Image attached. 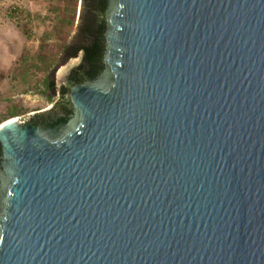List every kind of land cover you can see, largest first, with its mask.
Instances as JSON below:
<instances>
[{
	"label": "water",
	"instance_id": "1",
	"mask_svg": "<svg viewBox=\"0 0 264 264\" xmlns=\"http://www.w3.org/2000/svg\"><path fill=\"white\" fill-rule=\"evenodd\" d=\"M111 9L79 129L0 128V264H264V0Z\"/></svg>",
	"mask_w": 264,
	"mask_h": 264
},
{
	"label": "flooded vegetation",
	"instance_id": "2",
	"mask_svg": "<svg viewBox=\"0 0 264 264\" xmlns=\"http://www.w3.org/2000/svg\"><path fill=\"white\" fill-rule=\"evenodd\" d=\"M76 2L78 9L75 40L67 42L61 48L59 63L55 60L48 70L44 58H42L44 61L40 59L34 66L43 74L37 81L35 95L44 98L46 105L36 106L34 110L1 120L0 127L5 123L18 121L22 127H34L49 142L57 143L65 140L69 134L78 130L81 124L80 113L72 100L76 90L104 89L107 84L109 88L113 84L114 73L112 74V61L109 58L111 52L107 44V36L112 29L109 16L113 10L111 9L113 0H76ZM40 61H43V66H40ZM67 66L69 68L66 74L58 76L61 69ZM15 107L12 106V109ZM9 176L0 144V196L4 192L3 182L7 181Z\"/></svg>",
	"mask_w": 264,
	"mask_h": 264
},
{
	"label": "rangeland",
	"instance_id": "3",
	"mask_svg": "<svg viewBox=\"0 0 264 264\" xmlns=\"http://www.w3.org/2000/svg\"><path fill=\"white\" fill-rule=\"evenodd\" d=\"M63 5L59 0L0 1V121L6 108L16 106L23 114L46 105L44 98L35 95L43 74L33 66L42 58L48 68L55 60L59 63L61 48L75 40L76 16L70 32L58 25V9ZM68 68L58 76H64Z\"/></svg>",
	"mask_w": 264,
	"mask_h": 264
},
{
	"label": "trees",
	"instance_id": "4",
	"mask_svg": "<svg viewBox=\"0 0 264 264\" xmlns=\"http://www.w3.org/2000/svg\"><path fill=\"white\" fill-rule=\"evenodd\" d=\"M59 1H61V3H63L64 5L60 9H58L60 13V21L58 25L63 29H66L67 32H70L75 21L77 2L76 0H59ZM57 30L59 31L60 29ZM62 42H64V40ZM46 68H48V66ZM19 113L20 111L17 110L16 108L11 109V111L6 110V114H4L1 119L2 120L8 119L10 117L19 115Z\"/></svg>",
	"mask_w": 264,
	"mask_h": 264
},
{
	"label": "bare ground",
	"instance_id": "5",
	"mask_svg": "<svg viewBox=\"0 0 264 264\" xmlns=\"http://www.w3.org/2000/svg\"><path fill=\"white\" fill-rule=\"evenodd\" d=\"M12 122H14V121H12ZM9 123H11V122H9ZM9 123H5V125H7V124H9ZM5 125H2L0 128L4 127Z\"/></svg>",
	"mask_w": 264,
	"mask_h": 264
},
{
	"label": "built area",
	"instance_id": "6",
	"mask_svg": "<svg viewBox=\"0 0 264 264\" xmlns=\"http://www.w3.org/2000/svg\"><path fill=\"white\" fill-rule=\"evenodd\" d=\"M1 1V0H0Z\"/></svg>",
	"mask_w": 264,
	"mask_h": 264
}]
</instances>
